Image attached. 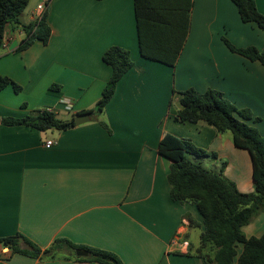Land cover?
Segmentation results:
<instances>
[{
	"label": "crops",
	"instance_id": "crops-1",
	"mask_svg": "<svg viewBox=\"0 0 264 264\" xmlns=\"http://www.w3.org/2000/svg\"><path fill=\"white\" fill-rule=\"evenodd\" d=\"M191 1L188 33L174 66L140 54L134 0H39L47 9L50 38L21 51L27 37L22 24L32 21L37 5L27 22L6 27L0 75L21 90L9 85L0 91V121L42 109L69 120L93 108L111 75L102 60L110 46L127 50L132 66L104 109L88 114L85 123L40 131L0 122V237L19 233L42 249L65 238L112 252L122 264H208L203 255L213 252L201 251L202 228L191 224L201 217L194 204L170 198L171 162L159 153V142L166 134L189 139L215 154L191 160L202 164L207 158L206 168L222 171L241 192L253 191L250 154L234 146L229 132L175 116L179 92L211 88L259 117L246 122L264 136V65L232 52L222 39L262 50L264 31L243 22L231 0ZM255 3L264 14V0ZM52 84L59 92L49 91ZM51 138L56 143L45 147ZM242 230L259 237L264 209ZM0 264L102 263L77 260L69 250L41 258L0 244Z\"/></svg>",
	"mask_w": 264,
	"mask_h": 264
},
{
	"label": "trees",
	"instance_id": "trees-1",
	"mask_svg": "<svg viewBox=\"0 0 264 264\" xmlns=\"http://www.w3.org/2000/svg\"><path fill=\"white\" fill-rule=\"evenodd\" d=\"M179 0H134L140 54L148 59L174 66L189 29V16L192 1L186 7L177 5ZM243 22L255 23L264 31V14L255 0H231ZM29 0H0V47L8 25L20 24L19 17ZM177 6L179 8H177ZM183 11V12H182ZM185 13V14H184ZM184 14V16H183ZM26 39L18 51L27 48L34 40L46 44L51 28L47 21V9L41 17L28 24H22ZM232 52L251 61L264 65V48L255 46L239 48L222 37ZM102 60L111 67V75L101 96L85 114L101 112L114 94L116 84L132 66L127 50L110 46ZM11 86L15 92L21 90L13 79L0 75V91ZM49 91L59 92V86L52 84ZM180 109L175 116L179 122L196 123L203 121L215 128L218 133L229 132L235 147L245 149L250 154L254 189L241 192L236 184L223 175L189 158L214 156L196 147L189 139L166 134L159 142V153L171 163L167 175L170 185V198L174 201L189 202L195 205L201 222L191 220V224L201 227L200 248L208 247L213 253L203 255L208 264H264V232L259 236L247 237L242 227L250 223L264 209V136L246 121L253 117L247 108H238L217 90L208 88L198 92L190 87L179 92ZM7 125H28L40 131L49 129L65 130L75 125L74 118L63 120L48 109L36 110L23 117H4L0 121ZM0 244L12 252L41 258H55L63 250L71 251L77 260H91L102 264H122L112 252L99 248L73 244L65 238H56L52 245L42 249L22 234L0 237ZM22 244L28 248L21 247ZM76 249L88 251V258L77 257Z\"/></svg>",
	"mask_w": 264,
	"mask_h": 264
},
{
	"label": "rangeland",
	"instance_id": "rangeland-1",
	"mask_svg": "<svg viewBox=\"0 0 264 264\" xmlns=\"http://www.w3.org/2000/svg\"><path fill=\"white\" fill-rule=\"evenodd\" d=\"M38 1H39V0H29L27 7L25 8V10L21 13V15H20V17H19V20H20L21 22H27V20H28V16H29V14H30V11H31L34 7H36ZM35 110H36V109H35ZM33 111H34V110H33ZM205 159H206V163H204V159H203L202 164L208 166V165H209V161H207V158H205ZM207 162H208V163H207ZM201 251L204 252V253H209L210 249H209L208 247H206L205 249H201Z\"/></svg>",
	"mask_w": 264,
	"mask_h": 264
},
{
	"label": "water",
	"instance_id": "water-1",
	"mask_svg": "<svg viewBox=\"0 0 264 264\" xmlns=\"http://www.w3.org/2000/svg\"><path fill=\"white\" fill-rule=\"evenodd\" d=\"M89 120H90V116L88 114H85V113L79 114V115L74 117L75 125H79V124L85 123V122H87ZM75 255L77 257H87L88 256V251L84 250V249H76L75 250Z\"/></svg>",
	"mask_w": 264,
	"mask_h": 264
},
{
	"label": "built area",
	"instance_id": "built-area-1",
	"mask_svg": "<svg viewBox=\"0 0 264 264\" xmlns=\"http://www.w3.org/2000/svg\"><path fill=\"white\" fill-rule=\"evenodd\" d=\"M44 10H45V5L43 3L38 4L37 8H36V12L32 13L33 14L32 21L38 20L41 17V14L43 13ZM55 143H56V141L54 139H52V138L47 139L44 142V146L48 148V147L54 145Z\"/></svg>",
	"mask_w": 264,
	"mask_h": 264
}]
</instances>
